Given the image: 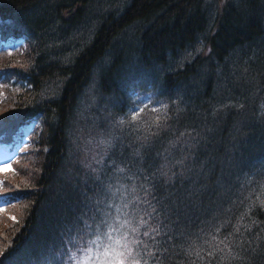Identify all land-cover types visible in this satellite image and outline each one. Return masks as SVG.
Masks as SVG:
<instances>
[{
    "label": "trees",
    "instance_id": "trees-1",
    "mask_svg": "<svg viewBox=\"0 0 264 264\" xmlns=\"http://www.w3.org/2000/svg\"><path fill=\"white\" fill-rule=\"evenodd\" d=\"M8 36L0 264L99 260L106 224L126 264H264V0H0Z\"/></svg>",
    "mask_w": 264,
    "mask_h": 264
},
{
    "label": "snow or ice",
    "instance_id": "snow-or-ice-1",
    "mask_svg": "<svg viewBox=\"0 0 264 264\" xmlns=\"http://www.w3.org/2000/svg\"><path fill=\"white\" fill-rule=\"evenodd\" d=\"M13 220H15V217H13ZM124 223L126 224L127 221ZM101 224H105V221H101ZM122 227L123 224L120 225L119 228L106 224L107 230L101 231L100 225H97V232L94 234V237L87 241L86 251L92 254L95 250V254L101 257L98 264H126L128 257L132 256L133 249L129 247L127 235L119 236L120 228ZM133 231H135V229H133ZM144 235H147V233ZM133 243H138V241H133ZM121 246L127 251V256L125 255V251L117 250ZM106 258L112 259L107 260ZM77 264H89V258L78 261ZM131 264H141V260L134 259L131 261ZM143 264H147V262L145 261Z\"/></svg>",
    "mask_w": 264,
    "mask_h": 264
},
{
    "label": "rangeland",
    "instance_id": "rangeland-1",
    "mask_svg": "<svg viewBox=\"0 0 264 264\" xmlns=\"http://www.w3.org/2000/svg\"><path fill=\"white\" fill-rule=\"evenodd\" d=\"M4 43H6V45L8 46L9 44H11L12 46H16V43H15V40H12V38H8L7 40H5L4 41ZM3 113V111H2V109L0 110V114H2ZM1 148H3V145H2V147H0V149ZM7 148V145H5V148H4V151H5V149ZM13 152H14V148H13V151L8 155V156H5V154L7 153V151H5L4 152V154H3V157H2V163H5V162H7V160L13 155ZM1 160H0V162H1ZM20 163L21 164H23L24 163V160H23V158H21L20 160ZM2 163H0V165L2 164ZM16 164H17V162H16ZM16 166V165H15ZM15 166H13L12 167V165L7 169L8 170V175L10 176L13 172H14V170H15ZM2 204H1V202H0V206H1ZM83 259H85V257H78V258H75V259H72L68 264H77V262L78 261H81V260H83ZM100 260V259H99ZM99 260H96V261H93V262H91V263H89V264H98V261ZM107 260H110V259H107ZM126 262H127V260H126Z\"/></svg>",
    "mask_w": 264,
    "mask_h": 264
}]
</instances>
